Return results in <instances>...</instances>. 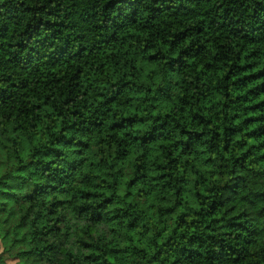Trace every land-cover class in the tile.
Instances as JSON below:
<instances>
[{
  "label": "trees",
  "instance_id": "trees-1",
  "mask_svg": "<svg viewBox=\"0 0 264 264\" xmlns=\"http://www.w3.org/2000/svg\"><path fill=\"white\" fill-rule=\"evenodd\" d=\"M0 243L264 264V0H0Z\"/></svg>",
  "mask_w": 264,
  "mask_h": 264
},
{
  "label": "rangeland",
  "instance_id": "rangeland-1",
  "mask_svg": "<svg viewBox=\"0 0 264 264\" xmlns=\"http://www.w3.org/2000/svg\"><path fill=\"white\" fill-rule=\"evenodd\" d=\"M3 248H2V245L0 243V252H2ZM9 262H13L12 260H9Z\"/></svg>",
  "mask_w": 264,
  "mask_h": 264
}]
</instances>
